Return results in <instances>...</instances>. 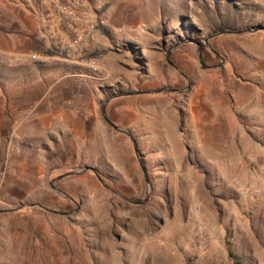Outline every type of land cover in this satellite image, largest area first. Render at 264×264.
Here are the masks:
<instances>
[{"label": "rangeland", "instance_id": "374dc122", "mask_svg": "<svg viewBox=\"0 0 264 264\" xmlns=\"http://www.w3.org/2000/svg\"><path fill=\"white\" fill-rule=\"evenodd\" d=\"M47 1L0 0V264H264V0Z\"/></svg>", "mask_w": 264, "mask_h": 264}, {"label": "trees", "instance_id": "16d2710c", "mask_svg": "<svg viewBox=\"0 0 264 264\" xmlns=\"http://www.w3.org/2000/svg\"><path fill=\"white\" fill-rule=\"evenodd\" d=\"M109 6V3H105L103 6L100 7L99 11H98V15L105 10L107 7ZM95 27L97 29H99L101 32H103L102 27L99 24V20L98 18L95 20ZM35 50L37 52H40L46 56H62V57H66L68 54L66 51L61 50L57 47H45V42L42 39H38L36 40V46H35ZM101 54H103V52H91L87 54V59H91V58H98Z\"/></svg>", "mask_w": 264, "mask_h": 264}, {"label": "built area", "instance_id": "2783aa9c", "mask_svg": "<svg viewBox=\"0 0 264 264\" xmlns=\"http://www.w3.org/2000/svg\"><path fill=\"white\" fill-rule=\"evenodd\" d=\"M34 1L41 2L43 4H48V1L47 0H34ZM60 11L62 12L63 16L65 17V19L69 23L75 24L78 21L77 17L71 11L67 10V5H62L60 7ZM40 21L42 23H44V24L46 23V17H45V15H41L40 16ZM94 27H95V25H94ZM69 47H72V44H69Z\"/></svg>", "mask_w": 264, "mask_h": 264}, {"label": "water", "instance_id": "95a60500", "mask_svg": "<svg viewBox=\"0 0 264 264\" xmlns=\"http://www.w3.org/2000/svg\"><path fill=\"white\" fill-rule=\"evenodd\" d=\"M255 30H256V29H255ZM255 30H253V31H255ZM198 61H199V63L202 65V67H203L204 69H205V68H209V67L204 66V65L202 64L200 51H199V53H198ZM103 117H104V119H106L104 113H103ZM111 125H112V124H111ZM114 128L118 129L117 127H114ZM82 170H91L92 172H94V173L97 175V178L100 179L99 176H98V174L96 173V171H95L92 167H84ZM75 173H77V172H75ZM146 183H147L148 189H150V184H149V182L147 181V179H146ZM147 196H148V195H147ZM146 200H147V199H145L143 202H134V201H130V202L133 203V204H140V205H142V204H144V203L146 202ZM27 205H28V204L20 205V207L27 206Z\"/></svg>", "mask_w": 264, "mask_h": 264}, {"label": "bare ground", "instance_id": "6f19581e", "mask_svg": "<svg viewBox=\"0 0 264 264\" xmlns=\"http://www.w3.org/2000/svg\"><path fill=\"white\" fill-rule=\"evenodd\" d=\"M167 134H169V135L173 134V130L171 127H169V125L167 127Z\"/></svg>", "mask_w": 264, "mask_h": 264}]
</instances>
